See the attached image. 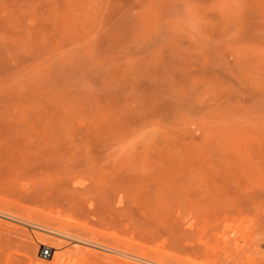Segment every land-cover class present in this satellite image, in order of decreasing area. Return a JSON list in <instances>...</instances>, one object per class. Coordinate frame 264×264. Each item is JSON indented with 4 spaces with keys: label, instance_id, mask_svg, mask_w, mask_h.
I'll list each match as a JSON object with an SVG mask.
<instances>
[{
    "label": "rangeland",
    "instance_id": "374dc122",
    "mask_svg": "<svg viewBox=\"0 0 264 264\" xmlns=\"http://www.w3.org/2000/svg\"><path fill=\"white\" fill-rule=\"evenodd\" d=\"M0 264H264V0H0Z\"/></svg>",
    "mask_w": 264,
    "mask_h": 264
},
{
    "label": "built area",
    "instance_id": "2783aa9c",
    "mask_svg": "<svg viewBox=\"0 0 264 264\" xmlns=\"http://www.w3.org/2000/svg\"><path fill=\"white\" fill-rule=\"evenodd\" d=\"M52 255V249L49 248V247H43L41 249V256L44 257V258H48V257H51Z\"/></svg>",
    "mask_w": 264,
    "mask_h": 264
},
{
    "label": "bare ground",
    "instance_id": "6f19581e",
    "mask_svg": "<svg viewBox=\"0 0 264 264\" xmlns=\"http://www.w3.org/2000/svg\"><path fill=\"white\" fill-rule=\"evenodd\" d=\"M73 243H74L73 245H74L77 249H80L81 246H80V247H77V245H75V244H77V243H76V242H73ZM43 258H44V257H43ZM45 259H47V258H45Z\"/></svg>",
    "mask_w": 264,
    "mask_h": 264
}]
</instances>
